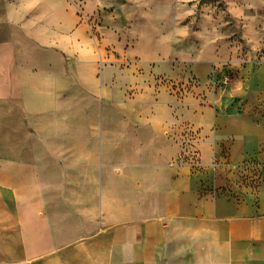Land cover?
I'll list each match as a JSON object with an SVG mask.
<instances>
[{
    "label": "crops",
    "instance_id": "0c3cea01",
    "mask_svg": "<svg viewBox=\"0 0 264 264\" xmlns=\"http://www.w3.org/2000/svg\"><path fill=\"white\" fill-rule=\"evenodd\" d=\"M4 17L0 264H264V190L212 193L204 170L264 153V5L6 0ZM160 62L206 64L201 89L233 79L189 95Z\"/></svg>",
    "mask_w": 264,
    "mask_h": 264
},
{
    "label": "rangeland",
    "instance_id": "374dc122",
    "mask_svg": "<svg viewBox=\"0 0 264 264\" xmlns=\"http://www.w3.org/2000/svg\"><path fill=\"white\" fill-rule=\"evenodd\" d=\"M6 0H0V40L5 39L8 36L9 25L5 21L4 17V4ZM103 4L114 5L125 2L127 0H100ZM202 1H226V0H202ZM257 4L264 5V0H251ZM222 4V3H221ZM148 68H153V77L156 79H165L173 83L174 86H180L182 93L187 92L189 95L200 96L203 94L206 97V92L216 91L222 89L228 85L230 80L233 79V73L223 72L217 76H209L210 80L205 83L203 89L197 87L196 80H200L201 77H205V72L208 70L206 64H172L166 62H160L152 65H145ZM190 73V76L186 75ZM151 77V74H149ZM207 77V78H208ZM187 79V80H186ZM179 93V91H178ZM194 97V96H193ZM256 110L257 108H247V110ZM250 112V111H249ZM252 113V112H250ZM191 137L185 145L184 151L180 156L181 161L193 163L198 162L197 150L192 144V140L198 137L194 130H190ZM216 162L215 166H212L213 162ZM206 179L211 182L208 187L212 193H215L216 189H221L222 192L228 193L234 196H240L243 193H255L259 190H264V153L243 155L238 161H232L226 158V154H216L212 157L209 166L205 167ZM217 173V180L215 181V174ZM214 182V184H213Z\"/></svg>",
    "mask_w": 264,
    "mask_h": 264
},
{
    "label": "built area",
    "instance_id": "2783aa9c",
    "mask_svg": "<svg viewBox=\"0 0 264 264\" xmlns=\"http://www.w3.org/2000/svg\"><path fill=\"white\" fill-rule=\"evenodd\" d=\"M215 164H216V162H215V160H214V162H213L212 166H215Z\"/></svg>",
    "mask_w": 264,
    "mask_h": 264
}]
</instances>
